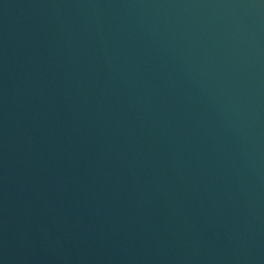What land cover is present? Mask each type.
<instances>
[{"label":"water","instance_id":"95a60500","mask_svg":"<svg viewBox=\"0 0 264 264\" xmlns=\"http://www.w3.org/2000/svg\"><path fill=\"white\" fill-rule=\"evenodd\" d=\"M0 264H264V0H0Z\"/></svg>","mask_w":264,"mask_h":264}]
</instances>
